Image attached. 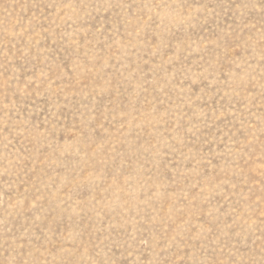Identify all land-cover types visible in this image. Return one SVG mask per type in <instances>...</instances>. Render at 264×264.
<instances>
[{
  "label": "rangeland",
  "instance_id": "1",
  "mask_svg": "<svg viewBox=\"0 0 264 264\" xmlns=\"http://www.w3.org/2000/svg\"><path fill=\"white\" fill-rule=\"evenodd\" d=\"M0 264H264V0H0Z\"/></svg>",
  "mask_w": 264,
  "mask_h": 264
}]
</instances>
